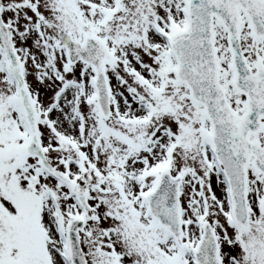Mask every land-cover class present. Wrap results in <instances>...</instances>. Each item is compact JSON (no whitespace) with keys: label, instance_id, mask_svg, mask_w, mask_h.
Masks as SVG:
<instances>
[{"label":"snow or ice","instance_id":"1","mask_svg":"<svg viewBox=\"0 0 264 264\" xmlns=\"http://www.w3.org/2000/svg\"><path fill=\"white\" fill-rule=\"evenodd\" d=\"M0 264H264V0H0Z\"/></svg>","mask_w":264,"mask_h":264}]
</instances>
